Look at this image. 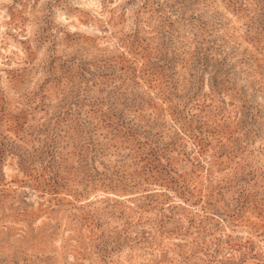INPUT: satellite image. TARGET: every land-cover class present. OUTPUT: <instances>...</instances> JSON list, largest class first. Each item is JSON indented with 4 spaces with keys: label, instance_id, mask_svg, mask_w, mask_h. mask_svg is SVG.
<instances>
[{
    "label": "rangeland",
    "instance_id": "obj_1",
    "mask_svg": "<svg viewBox=\"0 0 264 264\" xmlns=\"http://www.w3.org/2000/svg\"><path fill=\"white\" fill-rule=\"evenodd\" d=\"M92 2L0 0V264H264V0Z\"/></svg>",
    "mask_w": 264,
    "mask_h": 264
},
{
    "label": "clouds",
    "instance_id": "obj_2",
    "mask_svg": "<svg viewBox=\"0 0 264 264\" xmlns=\"http://www.w3.org/2000/svg\"><path fill=\"white\" fill-rule=\"evenodd\" d=\"M120 3L121 0H117V3L113 5V9H117ZM95 9H96V4H95V0H93V2L89 5V10H95ZM75 30L76 29H73V31ZM113 31L116 32L117 35H115L111 40L102 42L101 43L102 49H107L108 51H118L121 47L124 46V40H126L131 33V29L129 28H125L123 30L113 29ZM37 103H39V101H37Z\"/></svg>",
    "mask_w": 264,
    "mask_h": 264
}]
</instances>
